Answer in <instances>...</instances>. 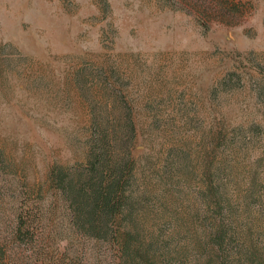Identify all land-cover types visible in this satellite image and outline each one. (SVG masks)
<instances>
[{"label": "rangeland", "instance_id": "1", "mask_svg": "<svg viewBox=\"0 0 264 264\" xmlns=\"http://www.w3.org/2000/svg\"><path fill=\"white\" fill-rule=\"evenodd\" d=\"M101 147L110 241L63 262L264 264V0H0V230L43 198L69 235L51 173Z\"/></svg>", "mask_w": 264, "mask_h": 264}, {"label": "trees", "instance_id": "2", "mask_svg": "<svg viewBox=\"0 0 264 264\" xmlns=\"http://www.w3.org/2000/svg\"><path fill=\"white\" fill-rule=\"evenodd\" d=\"M100 167L108 171L107 178L105 174L96 177L95 172ZM126 171L129 166L125 163L121 170L106 164L102 147L92 153L82 167L66 171L63 166H56L51 181L58 193L57 201L74 207L73 218L68 220L72 231L61 236L50 226L49 206L43 198L24 201L14 219L0 230V264H75L74 261L63 262L57 255L61 241H65L66 253L73 260L78 249H84L89 236L109 242V227L129 182L124 174ZM100 219L105 222V228L99 227ZM79 236L84 239L76 242ZM127 245L125 242L123 247Z\"/></svg>", "mask_w": 264, "mask_h": 264}]
</instances>
